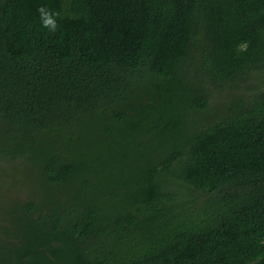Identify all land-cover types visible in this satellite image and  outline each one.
<instances>
[{
  "label": "trees",
  "instance_id": "1",
  "mask_svg": "<svg viewBox=\"0 0 264 264\" xmlns=\"http://www.w3.org/2000/svg\"><path fill=\"white\" fill-rule=\"evenodd\" d=\"M0 264H264V0H0Z\"/></svg>",
  "mask_w": 264,
  "mask_h": 264
},
{
  "label": "rangeland",
  "instance_id": "2",
  "mask_svg": "<svg viewBox=\"0 0 264 264\" xmlns=\"http://www.w3.org/2000/svg\"><path fill=\"white\" fill-rule=\"evenodd\" d=\"M219 95H220V93H219L217 96H219ZM223 108H225V107H222V109H223ZM222 113H223V110H222ZM212 114H214L213 111H212ZM19 176H20V175H18L17 177L19 178Z\"/></svg>",
  "mask_w": 264,
  "mask_h": 264
}]
</instances>
